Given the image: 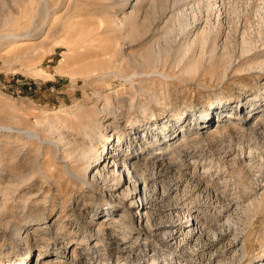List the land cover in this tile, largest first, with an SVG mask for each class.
Listing matches in <instances>:
<instances>
[{"label": "rangeland", "instance_id": "obj_1", "mask_svg": "<svg viewBox=\"0 0 264 264\" xmlns=\"http://www.w3.org/2000/svg\"><path fill=\"white\" fill-rule=\"evenodd\" d=\"M263 109L264 0H0V264H258Z\"/></svg>", "mask_w": 264, "mask_h": 264}, {"label": "bare ground", "instance_id": "obj_2", "mask_svg": "<svg viewBox=\"0 0 264 264\" xmlns=\"http://www.w3.org/2000/svg\"><path fill=\"white\" fill-rule=\"evenodd\" d=\"M205 110V109H204ZM206 111H209V110H206ZM263 111H264V109H263ZM247 122H249V121H247ZM0 129H3V127H1L0 126ZM11 129V128H10ZM24 134L25 135H28V136H30V137H32V138H37V139H40V136L37 134V133H34V132H24ZM100 137V136H99ZM99 137H97L88 127H86V129L84 130V140L87 142L86 144H84L82 147H81V149H80V153H79V157L77 158L78 159V161H80V162H82V165H84V173L87 175L88 174V172L90 171V170H93L92 169V166H93V163L94 162H96V159H99L100 158V154H99V150H98V143H99ZM49 143V142H48ZM50 143H52V142H50ZM52 145V144H51ZM55 145H57V144H55ZM71 154V153H70ZM146 159V158H145ZM193 159H194V157H193ZM146 160H150V159H146ZM252 159H249L248 160V162H250ZM98 162V161H97ZM96 162V163H97ZM147 162V161H146ZM248 165H252L251 163L250 164H248ZM96 167L98 166V163H97V165H95ZM131 166V167H130ZM124 167H125V170H126V172L128 173V176H130L131 177V179H132V176H131V170L132 169H135V166L134 165H128L126 162H124ZM251 167H253V166H251ZM84 173H83V175H84ZM67 175L68 176H72L74 179H76V180H79V181H81V178H80V176L79 175H77V174H73V173H69V172H67ZM136 176H137V174H136ZM102 177H103V174H102V172L101 171H97V178H100V179H102ZM129 177V178H130ZM138 178V177H137ZM83 182V181H82ZM140 195H141V191H140V193H139ZM142 198H143V196H142ZM141 196H140V198H139V200L141 201ZM253 198V197H252ZM248 200V203L246 204V206H245V210L246 211H250V212H254V213H256V214H259V213H264V190H263V192L261 193V194H255V198L253 199V200H251V201H249L250 199L248 198L247 199ZM237 203V202H236ZM239 204V203H238ZM140 205V204H139ZM144 205V204H143ZM239 205H241V204H239ZM230 206V205H229ZM232 206V205H231ZM241 208H239V209H237V210H240ZM246 211H245V213H246ZM221 212H223V215H217L216 216V218H217V221L220 219V218H225L226 216H227V211L225 210V211H221ZM220 212V213H221ZM243 212H244V210H243ZM229 215V214H228ZM243 215H245V214H243ZM251 215V214H250ZM187 217H189V215L187 216ZM190 217H191V215H190ZM229 217V216H228ZM229 218H231V217H229ZM228 218V220H227V222L229 223V219ZM112 220H114V219H112ZM115 221V224L117 225V226H124V229L126 230V229H130V227L127 225V223H125L123 220H118V219H115L114 220ZM109 222V219L107 220V221H104L103 223H101L100 225H99V227H98V229H97V236H99L98 235V233L100 232V234H101V229L102 228H106V227H109L111 224L109 223V224H107ZM150 222L149 221H147L146 222V225H148ZM189 227H191V228H197V227H199V225H198V223H196L195 221H194V223L192 224V225H190ZM124 230V231H125ZM191 230V229H190ZM127 235V234H126ZM126 235H124V236H126ZM111 237V236H110ZM127 238L128 237H130V235H127L126 236ZM109 239H111V238H107V240H109ZM94 240H97V239H93V241ZM99 240H100V238H99ZM103 241H105V240H103ZM70 243V242H69ZM72 243V242H71ZM77 246V245H79L78 246V248H76V249H73V252H75V251H77V250H83V246H82V244L81 243H79V242H77L76 244H72V246L70 247V249H72L73 248V246ZM95 248H97V245L95 246ZM87 249V248H86ZM75 254V253H74ZM71 259V258H70ZM171 260L172 259H169V258H166L165 259V261H167V264H172L171 263ZM256 263H258V264H264V254L262 255V257H260V258H258L256 261H255ZM61 263V262H60ZM152 264H155L154 262L152 263Z\"/></svg>", "mask_w": 264, "mask_h": 264}]
</instances>
